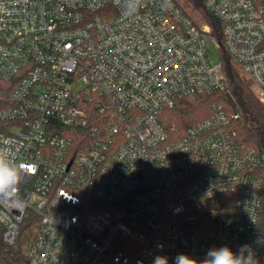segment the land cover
<instances>
[{"label": "built area", "instance_id": "obj_1", "mask_svg": "<svg viewBox=\"0 0 264 264\" xmlns=\"http://www.w3.org/2000/svg\"><path fill=\"white\" fill-rule=\"evenodd\" d=\"M203 2L220 39L179 0H0V147L26 169L0 228L13 246L38 217L31 264H175L245 244L261 260L264 150L223 106L180 137L162 122L227 89L211 43L264 103V0Z\"/></svg>", "mask_w": 264, "mask_h": 264}, {"label": "trees", "instance_id": "obj_2", "mask_svg": "<svg viewBox=\"0 0 264 264\" xmlns=\"http://www.w3.org/2000/svg\"><path fill=\"white\" fill-rule=\"evenodd\" d=\"M183 8L197 12L208 24L213 34L220 39V23L204 5L203 0H184ZM223 73L227 81V89L212 95H200L177 104L173 110H166L162 122L171 137L183 136L186 131L212 114L213 106H223L230 117V128L238 135L242 145L247 148L264 150V104L256 97L252 82L237 67L225 50H220ZM238 115V118L235 116ZM1 128V123H0ZM39 219L30 216L22 225L15 245L7 246L3 241L0 228V264H31V249L39 232ZM259 228L263 233L261 264H264V192L262 194V211Z\"/></svg>", "mask_w": 264, "mask_h": 264}, {"label": "clouds", "instance_id": "obj_3", "mask_svg": "<svg viewBox=\"0 0 264 264\" xmlns=\"http://www.w3.org/2000/svg\"><path fill=\"white\" fill-rule=\"evenodd\" d=\"M10 149L0 147V196L13 197L18 192L22 175L26 171L23 164H17L10 158ZM153 264H168L165 256H156ZM175 264H261L251 245H241L237 251L225 245L210 248L204 259L197 260L186 254H178Z\"/></svg>", "mask_w": 264, "mask_h": 264}, {"label": "rangeland", "instance_id": "obj_4", "mask_svg": "<svg viewBox=\"0 0 264 264\" xmlns=\"http://www.w3.org/2000/svg\"><path fill=\"white\" fill-rule=\"evenodd\" d=\"M181 2L182 5H184V0H179ZM189 13H191L192 17L200 24L203 25L205 24V22L203 21V19L198 16L197 12H193L190 8L187 9ZM208 56H209V60L211 61V63L213 64H217L219 63L221 60L220 58V52L216 49V45L214 43H211L208 45ZM248 80H250L252 82V89L254 94L256 95V97L259 99L261 97V93L260 91L257 89L256 85L254 84V82L252 81V79H250L247 75L243 74ZM264 104V103H263ZM214 106H218V105H214ZM213 106V107H214Z\"/></svg>", "mask_w": 264, "mask_h": 264}]
</instances>
